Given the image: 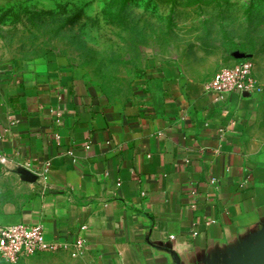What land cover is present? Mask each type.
I'll return each instance as SVG.
<instances>
[{
    "label": "crops",
    "instance_id": "obj_1",
    "mask_svg": "<svg viewBox=\"0 0 264 264\" xmlns=\"http://www.w3.org/2000/svg\"><path fill=\"white\" fill-rule=\"evenodd\" d=\"M212 75L157 63L114 101L60 55L0 65V224L79 238L92 264L236 253L264 227V143L247 130L254 97L218 99Z\"/></svg>",
    "mask_w": 264,
    "mask_h": 264
},
{
    "label": "rangeland",
    "instance_id": "obj_2",
    "mask_svg": "<svg viewBox=\"0 0 264 264\" xmlns=\"http://www.w3.org/2000/svg\"><path fill=\"white\" fill-rule=\"evenodd\" d=\"M47 54L64 57L114 101L151 65L174 61L204 77L249 54L259 91L247 130L264 143V0H0V65ZM0 264L92 261L73 242Z\"/></svg>",
    "mask_w": 264,
    "mask_h": 264
},
{
    "label": "built area",
    "instance_id": "obj_3",
    "mask_svg": "<svg viewBox=\"0 0 264 264\" xmlns=\"http://www.w3.org/2000/svg\"><path fill=\"white\" fill-rule=\"evenodd\" d=\"M205 88L220 100L225 99L232 91H238L246 97L256 94L259 88L254 80L250 55L247 54L240 61L216 70L205 83ZM10 160L9 156L0 150V166H6ZM14 162L17 168L33 170L29 162ZM117 185H120V181ZM74 243L79 249H83L81 239L78 238ZM63 245L65 243L46 239L41 224H0V257L10 263H16L24 255L54 250Z\"/></svg>",
    "mask_w": 264,
    "mask_h": 264
},
{
    "label": "water",
    "instance_id": "obj_4",
    "mask_svg": "<svg viewBox=\"0 0 264 264\" xmlns=\"http://www.w3.org/2000/svg\"><path fill=\"white\" fill-rule=\"evenodd\" d=\"M16 171L22 175L30 173L29 170L18 167ZM35 181V175L31 173ZM206 264H264V227L259 235L252 241L242 245L236 253L225 257L224 259H216Z\"/></svg>",
    "mask_w": 264,
    "mask_h": 264
}]
</instances>
